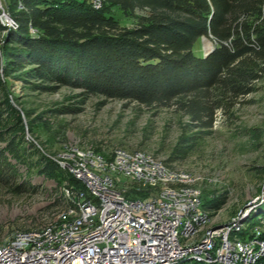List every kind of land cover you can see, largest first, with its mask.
<instances>
[{"label": "trees", "instance_id": "obj_1", "mask_svg": "<svg viewBox=\"0 0 264 264\" xmlns=\"http://www.w3.org/2000/svg\"><path fill=\"white\" fill-rule=\"evenodd\" d=\"M4 3L16 26L0 24V77L19 81L25 93L70 90L66 103L47 110L54 115L77 114L78 102L88 96L172 108L179 132L165 164L212 134L218 115L234 122L239 106L249 102L245 97L264 79V0H100L98 8L92 0ZM113 8L133 23L121 25ZM203 37L213 42L205 56L198 47ZM13 100L20 111L0 79V187L18 194L33 189L28 180L37 176L74 195L83 192L79 180L25 136V130L36 138L60 131L24 101ZM243 130L250 137L246 149L258 148L262 129ZM126 194L145 195L132 188ZM54 201L66 205L64 198ZM223 202L206 199L201 206L218 209ZM260 221L264 200L231 235L248 237ZM258 238L264 243V229ZM255 264H264V254Z\"/></svg>", "mask_w": 264, "mask_h": 264}, {"label": "built area", "instance_id": "obj_2", "mask_svg": "<svg viewBox=\"0 0 264 264\" xmlns=\"http://www.w3.org/2000/svg\"><path fill=\"white\" fill-rule=\"evenodd\" d=\"M92 4L98 8L100 0ZM0 24L16 26L4 0ZM74 151L60 160L50 158L84 191L74 195L63 187L66 205L41 227L5 239L0 264H175L185 259L255 264L264 254L256 229L242 239L231 235L239 230L234 221L206 225L196 177L146 151L118 148L109 159L91 150ZM130 188L145 195L130 197Z\"/></svg>", "mask_w": 264, "mask_h": 264}, {"label": "rangeland", "instance_id": "obj_3", "mask_svg": "<svg viewBox=\"0 0 264 264\" xmlns=\"http://www.w3.org/2000/svg\"><path fill=\"white\" fill-rule=\"evenodd\" d=\"M113 12L121 25L133 23L115 8ZM205 41L213 46L211 40L201 38L198 47L202 53ZM0 79L16 109L20 111L14 98L24 101L23 106L34 108L36 115L49 118L53 128L60 131L51 135L36 133V138L25 130L26 139L58 160L61 155L74 154V149L91 150L109 159L112 152L120 148L146 151L165 161L179 132L177 114L172 108H149L135 102L103 101L97 96H88L84 102H78L77 114L54 115L47 110L66 103L63 97L71 93L70 90L63 88L52 94L25 93L19 81L3 76ZM257 87L256 92L245 97L249 102L237 109L234 122L222 120L218 115L212 134L188 154L166 164L177 172L196 177L201 203L213 198L224 200L218 209L203 208L209 219L206 225L234 221L235 227L241 229L249 211L264 200L263 196L261 201L251 202L261 195L264 185V173L259 174L264 168V79ZM253 127L262 129V142L256 149H246L250 137L243 129ZM28 183L33 189H24L18 194L0 187V244L15 231L41 227L62 208L54 201L63 200L61 189L52 181L32 176ZM259 223L254 227L258 232L264 229V221Z\"/></svg>", "mask_w": 264, "mask_h": 264}, {"label": "water", "instance_id": "obj_4", "mask_svg": "<svg viewBox=\"0 0 264 264\" xmlns=\"http://www.w3.org/2000/svg\"><path fill=\"white\" fill-rule=\"evenodd\" d=\"M203 39H205L204 37L202 38V41ZM212 50V46H210V48L208 50H204L203 48V56H205L206 54H208L210 51ZM264 196V185H263V190L261 191V195L260 196H257L253 201H251L252 203H256L255 201L256 200H260L262 197ZM246 208V207H245ZM164 253L161 254V256H163Z\"/></svg>", "mask_w": 264, "mask_h": 264}, {"label": "bare ground", "instance_id": "obj_5", "mask_svg": "<svg viewBox=\"0 0 264 264\" xmlns=\"http://www.w3.org/2000/svg\"><path fill=\"white\" fill-rule=\"evenodd\" d=\"M209 47H210L209 43L207 41H205L204 44H203L204 50H208Z\"/></svg>", "mask_w": 264, "mask_h": 264}]
</instances>
